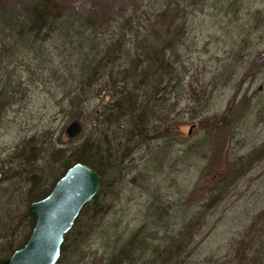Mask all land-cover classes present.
I'll use <instances>...</instances> for the list:
<instances>
[{"label": "rangeland", "instance_id": "1", "mask_svg": "<svg viewBox=\"0 0 264 264\" xmlns=\"http://www.w3.org/2000/svg\"><path fill=\"white\" fill-rule=\"evenodd\" d=\"M0 1L8 11L21 12L39 0ZM191 1L56 0L94 26L135 18L133 10L143 6L188 14L179 21L182 45L173 55L166 52L176 60L172 86L160 82V69L152 77L151 137L104 189L99 203L106 210L82 213L61 264H116L110 263L113 252L139 240L145 244L133 249L145 259L180 248L178 259L187 251L188 264H224L255 217L264 214V0ZM87 47L82 54L96 56L97 45ZM59 49L43 68L26 59L3 77L18 94L0 119V168L7 170L13 155L41 141L67 149L84 139L83 132L69 142L65 133L69 96L80 88L72 78L84 58ZM108 93L95 94L84 113L109 102ZM221 121L228 122L226 129L216 128Z\"/></svg>", "mask_w": 264, "mask_h": 264}, {"label": "trees", "instance_id": "2", "mask_svg": "<svg viewBox=\"0 0 264 264\" xmlns=\"http://www.w3.org/2000/svg\"><path fill=\"white\" fill-rule=\"evenodd\" d=\"M199 1L192 0L191 6ZM133 14L135 18L94 26L79 14L68 12L56 0H39L21 12L8 11L0 1V119L18 94L14 86L4 82L5 75L14 74L9 66L23 64L27 59L43 68L50 63L52 53L58 54L63 48L68 57L81 54L84 58L78 77L72 78L80 88L69 96L68 117L71 121L79 119L85 126L84 139L76 147L57 148L51 142L42 145L45 141H41L40 146H28L25 154L13 155L7 170L0 168V260L27 242L36 223L28 211L30 204L46 197L68 168L82 162L103 176L102 188L82 213L105 211L99 203L104 189L122 174L123 163L143 140L151 137L150 121L155 119L154 103L150 100L152 77L160 69V82L167 83L168 88L172 86L176 60L167 58L166 52L173 55L182 45L184 27L179 21L186 12L170 6H143L140 11L134 9ZM94 43L96 56L82 54L80 49ZM115 67L119 68L117 73ZM114 76L116 80L112 82ZM103 90L109 91L110 101L86 115V105ZM227 124L221 121L216 128L226 129ZM79 221L80 217L75 225ZM71 231L65 236L57 264L64 260ZM78 241L73 244L76 246ZM136 244L145 243H126L113 252L110 263L188 264L190 258L186 251L182 261L178 259L179 248L177 253L162 251L154 260L145 259L136 256ZM182 245L188 247L185 240ZM233 247L224 264H264V214L255 217L243 239Z\"/></svg>", "mask_w": 264, "mask_h": 264}, {"label": "water", "instance_id": "3", "mask_svg": "<svg viewBox=\"0 0 264 264\" xmlns=\"http://www.w3.org/2000/svg\"><path fill=\"white\" fill-rule=\"evenodd\" d=\"M84 124L75 119L65 129L70 140L79 138ZM103 185V177L89 165L78 162L67 169L51 192L29 206L36 223L27 242L0 264H57L65 235Z\"/></svg>", "mask_w": 264, "mask_h": 264}]
</instances>
